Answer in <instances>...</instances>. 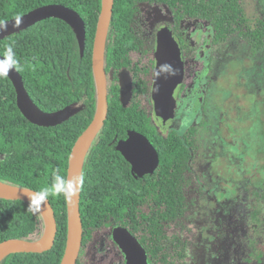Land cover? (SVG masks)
Wrapping results in <instances>:
<instances>
[{
  "label": "trees",
  "instance_id": "obj_1",
  "mask_svg": "<svg viewBox=\"0 0 264 264\" xmlns=\"http://www.w3.org/2000/svg\"><path fill=\"white\" fill-rule=\"evenodd\" d=\"M146 2L167 4L172 8L202 5L207 7L204 13L209 20L219 23L234 21L238 35L249 44L252 52L259 49L264 41V18L248 21L241 0H114L107 34L106 60L118 61L115 56L132 47L130 22L137 4ZM47 4L64 5L81 16L86 31L82 57L72 29L58 19L44 20L0 40V55H4L8 45L12 46L19 61L18 72L24 87L41 110L52 112L74 103L83 105L81 112L60 125L48 128L35 126L18 110L15 90L9 79L0 77V181L36 192L52 184L53 174L67 177L71 150L92 121L97 102L91 63L101 0H0V22ZM192 11L196 12L197 9ZM220 27L225 28L224 25ZM111 89L107 119L89 148L82 170L83 184L79 201L82 242L87 240L92 231L100 229L106 220L119 224L124 214L145 213L148 210L145 208L152 205V197L156 202L164 199L170 203L171 197L174 199L181 195L180 181L185 180L184 172L179 169L163 170V166L180 165L178 160L182 158V149L173 141L171 146L162 145L159 167L152 179H148L149 182H161L160 185H128L132 178L121 167V157L115 151L113 139L117 134L125 133L126 128L130 127L129 120L140 124L141 118L130 108L121 106L118 87ZM243 181L245 186L238 189L237 194L240 198L236 216L238 245L245 246L248 239H254L250 244L257 245L260 251V245L264 248V189L249 187L246 184L249 177ZM164 183H168L167 189L173 192L177 190L178 194L161 193V190L166 189ZM47 199L57 223L52 249L41 254H11L0 264H60L66 244V200L62 195H50ZM29 206L30 203L20 200L0 199V243L9 239L33 242L41 238L44 231L42 215L39 211L33 214ZM167 206L177 205L167 204L166 209L162 208L159 212L169 211ZM149 211L154 213L157 210ZM135 219L151 221L149 216ZM261 255L262 252L256 260H260Z\"/></svg>",
  "mask_w": 264,
  "mask_h": 264
},
{
  "label": "flooded vegetation",
  "instance_id": "obj_2",
  "mask_svg": "<svg viewBox=\"0 0 264 264\" xmlns=\"http://www.w3.org/2000/svg\"><path fill=\"white\" fill-rule=\"evenodd\" d=\"M205 8L207 7L202 5L172 8L167 4L138 3L130 22L133 36L132 47L127 52L115 56L118 57V61H108L104 56L107 100L112 90L111 87H118L121 106L124 109L130 108L141 118L140 124L129 120L130 127L126 128L125 133L117 134L113 139L115 151L121 157V167L129 173L133 181H128V185H136V187L150 183L152 186L160 185L161 182H149L148 179H152V175L159 167L162 145L171 146L173 141L182 149V158L178 160L180 165L176 166L178 168L173 165L163 166V170L179 169L184 172L185 180L180 181L182 196L169 199L170 203L177 205L167 206L169 211L159 212L170 203L164 199L156 202L152 197V205L145 208V210L148 208L145 213L124 214L119 224H112L106 220L100 229L92 231L87 240L81 241L77 258L79 264H126L127 255L124 253V249L113 240V231L116 227L126 229L136 239L145 254L147 264H193V255L198 247L201 248L199 257L202 258V245L205 243L203 231L200 230L199 223L195 228H191L186 219L190 208L194 205V200L202 192L196 172L198 168L196 161L200 159V155L207 156L204 155L205 150L203 149L205 133L194 126L196 118L199 119L202 129L210 124L213 132L215 128L217 129V134L214 135L219 147L223 148L220 151H224L226 147L232 148L236 145L238 148L243 147L244 143L241 139L243 136H235L233 131H236L237 124L246 119L245 116L250 114V110L255 111L254 115L260 111L261 118L264 112L263 103L258 100L261 89H257V76L261 77L260 72L264 63L254 60L253 66L256 73L249 79L247 78L249 66L245 64L246 61L257 58L262 52L264 41L259 49L252 52L249 44L238 35L234 21L226 20L219 23L217 20H209L204 13ZM218 8L228 9L222 6H218ZM190 9H197V11L193 12ZM244 16L248 20L245 14ZM147 18L151 20L150 24L144 26L145 22L142 19ZM254 18L263 19L264 17H252L248 21H252ZM222 25L225 28H221ZM162 30H167L173 35L180 51L183 71L182 79L173 92L175 108L170 127L166 130L157 123L152 98L157 65V38ZM233 40H237L245 46L246 59L232 55L227 56L226 47ZM238 66L242 71L241 74L236 72ZM247 83L249 84L247 88L251 89L249 94L254 89L257 90L255 99L252 101L253 105L249 108L246 105L247 101L243 99L247 94ZM74 104L83 107L82 104ZM259 104L261 105L260 110ZM176 116L178 117L176 118ZM177 119V127L174 128ZM189 119H192L190 125L183 127L188 125ZM230 125H233V128L228 132L227 129ZM130 131L143 135L156 151L159 162L153 173L138 177L133 173L132 164L125 159L121 152L116 150L119 142H125L128 139ZM208 160L210 161V159ZM178 161L176 162L178 163ZM210 167L209 162L206 172L212 176L213 172ZM215 176L213 175L214 178ZM213 177L210 178L213 197L207 203L215 222L214 231H209L208 243L206 242L209 256H212V262L209 263L263 264V245L259 246L262 252V255L259 256L260 260H256L258 254L261 253L257 249V245L250 244L254 239H248L245 246L238 245L236 216L240 198L237 194L238 189L245 186L243 179L248 176H243L241 181H237L232 186L233 188L230 187L233 194L224 196L222 199H218L215 193L219 192L225 184L213 182L215 181ZM246 184L249 187L254 186L250 177ZM163 185L166 189L161 190V193L178 194L177 190L173 192L167 189L168 183ZM153 194L154 192H152ZM248 199L252 200V198ZM152 206L154 207L152 208ZM150 209L157 211L152 213L149 211ZM142 216L151 217V221L135 219ZM97 238H99L100 244L96 248L93 242H96Z\"/></svg>",
  "mask_w": 264,
  "mask_h": 264
},
{
  "label": "water",
  "instance_id": "obj_3",
  "mask_svg": "<svg viewBox=\"0 0 264 264\" xmlns=\"http://www.w3.org/2000/svg\"><path fill=\"white\" fill-rule=\"evenodd\" d=\"M114 0H101V9L97 20L92 47V71L96 86V109L92 121L76 140L68 161L67 177H82V170L90 146L102 129L108 112L107 84L104 71V56L108 29L113 13ZM21 19L19 26H14L17 17L0 22L5 23L6 30L0 31V40L13 34L24 31L36 23L47 19H58L65 22L73 31L79 55L85 52L86 31L81 16L73 9L61 4L42 5L18 16ZM0 58L3 56L0 55ZM156 71L159 76L154 77L152 93L158 125L166 130L170 127L173 117L175 101L173 92L180 83L183 75L180 51L173 35L162 30L157 38ZM170 66L174 74L164 70ZM11 82L15 94L18 110L31 124L39 127H55L60 125L83 110L82 106L72 105L62 109L45 112L30 98L24 87L22 77L18 71L10 70L6 76ZM125 142H119L116 150L121 152L125 159L132 164L133 173L138 177L153 173L159 159L149 141L141 134L130 131ZM81 187L70 200H66L67 233L64 254L60 264H76L82 241V221L79 211ZM36 191L12 186L0 181V199L9 201H23L30 203V195ZM39 212L44 221V231L37 241L28 242L20 239H9L0 243V262L11 254L31 253L41 254L52 249L57 233V223L53 209L47 199L40 207ZM113 240L124 249L127 255L126 264H147L143 250L136 239L126 229L116 227L113 231Z\"/></svg>",
  "mask_w": 264,
  "mask_h": 264
},
{
  "label": "rangeland",
  "instance_id": "obj_4",
  "mask_svg": "<svg viewBox=\"0 0 264 264\" xmlns=\"http://www.w3.org/2000/svg\"><path fill=\"white\" fill-rule=\"evenodd\" d=\"M242 7L244 14L248 18V20H251L252 17H264V0H241ZM144 21V26L150 24V19H142ZM226 54L227 56H237L242 57L243 59H246V48L245 46L241 45L237 40L232 41L227 47H226ZM252 61H246L245 64L249 67L247 68V78L254 77L256 71L255 67L253 66L254 60H257L258 63L262 61V64L264 63V48L262 52L257 56V58L250 59ZM259 72L260 70L257 69ZM238 74H241L242 71L239 70V66L236 70ZM252 72V75H251ZM261 77H258V87L257 89L260 90V93L258 95V100H260L264 106V67L262 68V71L260 72ZM248 84V83H247ZM254 85V84H253ZM246 86V92L247 94L243 98L246 102L247 107H251L252 101L255 99V93H257V90L254 89L251 94L250 90ZM260 104L258 105V108L260 110ZM255 111L250 110V114H247L245 117L246 119L242 121L241 123L236 125V131H233L235 133V136L241 135L243 143V147H239L238 145L233 146L232 148L226 147L224 151H220L223 148L219 147L216 137L214 134H217V129L215 128L213 132L212 125H206L202 129L199 124V119L196 118V128H200L201 132L204 131V144L203 149L205 150L204 155H207L204 157L203 155H200V159L196 161L197 167V175L200 181V186L202 187V192L200 193L199 197L194 200V205L190 208V212L187 215V220L190 224L191 228H195V226L199 223L200 230L203 231L204 240L205 243L202 245L203 247V253L202 258L199 257L200 249L197 248L195 250V253L193 255L194 261H192L193 264H210L209 262H212L211 255L209 256V248L207 247V239L209 231H214V219L213 213L209 211L207 203L209 199H211L212 196V190L213 186L211 184L210 178L213 177V175H216L213 182H221L222 184H225L224 187H221L222 189L217 193H215L216 197L218 199H222L224 196H229V194H233V190L230 189L233 188L232 186L237 182L241 181L243 179V176L250 177V180L252 181V184L255 187H258L260 189H264V112L263 116L261 118L260 111L257 115H254ZM194 115V114H193ZM181 117V115H178ZM176 116V118L178 117ZM179 117V118H180ZM195 119V118H194ZM193 119V120H194ZM187 121V120H186ZM192 119H189L187 124L185 126H189ZM178 119L175 122V127H177ZM234 125V124H233ZM233 125H230L227 129V131H231L233 128ZM215 138V139H214ZM243 150V151H241ZM210 159V161L208 160ZM210 162V169L213 172L212 176H209V174L206 172L207 165H209ZM252 170V171H251ZM195 198V197H194ZM199 217V218H198ZM199 230V229H198ZM101 235V233H99ZM98 235V236H99ZM207 242V243H206ZM94 247H98L97 245L100 244L99 238H97L96 242H93ZM96 245V246H95ZM208 248V249H207ZM204 256V258H203Z\"/></svg>",
  "mask_w": 264,
  "mask_h": 264
},
{
  "label": "clouds",
  "instance_id": "obj_5",
  "mask_svg": "<svg viewBox=\"0 0 264 264\" xmlns=\"http://www.w3.org/2000/svg\"><path fill=\"white\" fill-rule=\"evenodd\" d=\"M21 23L20 17H17L14 26H19ZM6 24L0 23V31L6 30ZM10 70L19 71V61L16 58V53L13 51L11 45H8L5 49L3 58H0V77H6ZM164 70L169 71L170 74H174L170 66H164ZM156 76L160 75V72L155 73ZM83 178H73L72 180L66 179L60 174H53V182L50 186L42 188L39 192L30 195L29 211L35 212L40 210L41 205L51 196H63L65 200H70L74 196L77 190L82 186Z\"/></svg>",
  "mask_w": 264,
  "mask_h": 264
}]
</instances>
